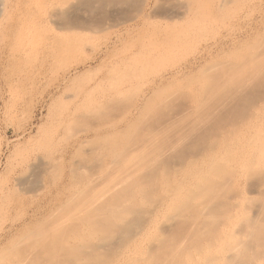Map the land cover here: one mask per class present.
<instances>
[{"label":"rangeland","instance_id":"1","mask_svg":"<svg viewBox=\"0 0 264 264\" xmlns=\"http://www.w3.org/2000/svg\"><path fill=\"white\" fill-rule=\"evenodd\" d=\"M263 63L264 0H0V264L204 262L193 248L236 190L264 184L242 176L264 134ZM173 202L187 211L167 226ZM262 213L233 264H254Z\"/></svg>","mask_w":264,"mask_h":264},{"label":"bare ground","instance_id":"2","mask_svg":"<svg viewBox=\"0 0 264 264\" xmlns=\"http://www.w3.org/2000/svg\"><path fill=\"white\" fill-rule=\"evenodd\" d=\"M184 5V4H183ZM181 6V5H180ZM179 6V7H180ZM190 6V5H189ZM172 9V8H171ZM184 10H185V8H184ZM169 15H170V13H169ZM179 15V14H178ZM182 15H184L183 13H182ZM166 16H168V15H166ZM180 17V16H179ZM172 18V17H171ZM158 48V47H157ZM156 48V49H157ZM262 59V58H261ZM260 59V60H261ZM264 64V63H263ZM155 82V81H154ZM157 83V82H156ZM156 83H153V88H155L156 87ZM78 87V86H77ZM80 87V86H79ZM78 87V88H79ZM94 87V86H93ZM92 87V88H93ZM92 88H91V91H92ZM80 90V89H79ZM82 91V90H81ZM78 92V91H77ZM154 93V92H153ZM70 95V94H69ZM68 96V95H67ZM76 96V95H75ZM75 96H74V98H75ZM143 96V95H142ZM78 97V96H77ZM150 97V96H149ZM148 97V98H149ZM144 98V97H143ZM65 100V99H64ZM148 100V99H147ZM151 101V100H150ZM114 102V101H113ZM118 102V101H117ZM145 102V101H144ZM70 103V102H69ZM115 103V102H114ZM147 103V102H146ZM64 105V104H63ZM147 106H148V104H146ZM261 106H263V104L261 105ZM63 107V106H62ZM257 107H260V105H258ZM264 107V106H263ZM66 108V107H65ZM100 108H102V107H100ZM260 109V108H259ZM261 109H263V108H261ZM60 110V109H59ZM63 110H64V108H63ZM62 110V111H63ZM263 112H262V114L264 113V110H262ZM63 112H61L60 114H62ZM59 114V113H58ZM52 115V114H51ZM247 115V114H246ZM245 115V116H246ZM259 115H261V114H259ZM77 116V115H76ZM254 118V117H253ZM255 119V118H254ZM250 120V121H252V122H254L255 121V123H257L256 122V120ZM257 119V118H256ZM75 120V119H74ZM250 124H251V122H249ZM249 123H248V125H249ZM261 123V121L259 122V124ZM247 124H246V128H247V126H248ZM257 124H254V123H252V125L250 126V128H253V127H255ZM261 127V126H260ZM230 129V128H229ZM249 129V128H248ZM249 131V130H248ZM255 131V130H254ZM262 132V131H261ZM258 135H259V133H258ZM242 136V135H241ZM259 139H260V142H259V145H258V147H257V150L255 151V156H254V158L252 157V160L251 161H249L248 163H247V166H244V168H243V171H242V173H243V179H244V175L246 176V178L245 179H247V178H249V176H251L252 174H254V173H256V175H258V173L257 172H259V173H264V134H262L260 137H259ZM255 142V141H254ZM250 143V142H249ZM253 147V146H252ZM252 147H250L251 149H253ZM254 150V149H253ZM253 150H251V151H253ZM250 152V151H249ZM228 154H231V153H228ZM239 154V153H238ZM248 153H246V155H247ZM250 154H253V153H250ZM214 155H215V153H214ZM216 157H218V155L216 156ZM213 159H216V158H213ZM231 159V158H230ZM234 159H236V158H234ZM248 159L250 160L251 158H248V156H247V160L246 161H248ZM21 160V159H20ZM236 160H238V159H236ZM213 161H215V160H213ZM217 161V160H216ZM230 162H231V160H230ZM213 164H211V165H214V162H212ZM215 164H217L218 165V162H215ZM222 164V163H221ZM221 164H219V166L220 167H218V166H216V165H214V166H212V169H214L213 170V173L214 174H219V171L222 173L223 172V175H224V173H225V170L224 169H226L225 167L223 168V166L221 165ZM234 165V164H233ZM243 165V164H242ZM226 166V165H225ZM229 166H231V165H229ZM207 167V166H206ZM210 167V166H209ZM240 167V166H239ZM205 168V167H204ZM241 168V167H240ZM215 169H218V170H215ZM223 169V170H222ZM238 169V168H237ZM237 169H236V172L235 173H237ZM202 169L200 168V171H198V169H197V171L198 172H202L201 171ZM204 170H207V169H204ZM222 170V171H221ZM227 170H229V169H227ZM226 170V171H227ZM231 170V169H230ZM233 170V169H232ZM231 170V175H232V173H233V171ZM234 171H235V169H234ZM197 172V173H198ZM203 172H205L206 173V171H203ZM202 172V173H203ZM215 172H217V173H215ZM228 172V171H227ZM196 173V175H199V174H197ZM210 173H211V171H210ZM230 174H227L226 173V175H230ZM240 174V173H239ZM193 175V174H192ZM226 175H224L223 177L227 180V178H231L232 180L234 179V176L236 175H230V176H226ZM241 175V174H240ZM202 176V175H201ZM204 176V179H205V177H206V175H203ZM219 176V177H218ZM226 176V177H225ZM215 177H217L216 179H218V180H216V181H223L224 180V178H222L221 177V175L219 174V175H217V176H215ZM236 177V176H235ZM238 177V176H237ZM198 178V177H197ZM259 178V177H258ZM263 178H264V175H263ZM206 179H207V181H210L207 177H206ZM230 179V182L232 181ZM199 180H200V178H199ZM198 180V181H199ZM225 180V181H226ZM260 180V179H259ZM206 181V180H205ZM227 181H229V180H227ZM234 181V180H233ZM235 181H236V179H235ZM238 181H240V180H238ZM258 181V180H257ZM212 182H214V180L212 179L211 180V183ZM211 183H210V185H211ZM220 183H222V182H220ZM220 183H218V185L217 184H215V186H219V184ZM238 183V182H237ZM236 183V184H237ZM254 183V182H253ZM263 183V182H262ZM214 184V183H213ZM256 184H257V182H256ZM231 185V184H230ZM237 185H239V184H237ZM262 185V187L260 188V190H254V191H252V192H250V190H249V194L247 193H245V191L243 190V192L242 191H237L236 190V195H234V196H232L231 197V199L233 200V206L234 207H236L237 209H241L240 207H243L242 205H240L241 203L243 204V202L245 201H243V199L244 198H246L248 195L250 196V194L251 193H253L254 195L256 194V196L258 195V194H260V195H262V196H260V197H263L264 196V184H261ZM196 186L198 187V185L196 184ZM250 186V185H249ZM248 186V187H249ZM194 187V186H193ZM205 187V189H207V187L206 186H204ZM204 187H202L201 186V188H203L204 189ZM223 187H224V185H223ZM244 187V186H243ZM189 188H191V187H188V189ZM200 188V187H199ZM215 188V187H214ZM240 188H241V186H240ZM224 189V188H223ZM246 189H247V187H246ZM185 190H187V189H185ZM217 190V189H216ZM238 190H240V189H238ZM210 193H213L212 192V189H210ZM228 191V190H227ZM234 191V190H233ZM248 191V190H247ZM187 192H188V190H187ZM189 192H191L192 193V196H193V191H191V189L189 190ZM217 192H219V191H217ZM184 193H186V191L184 192ZM184 193H182L183 195H184ZM190 194V193H189ZM189 194H186V196L185 197H187V195L189 196ZM195 194L196 195H194L195 197L198 195L199 197H200V199L199 198H197V200H199L198 202H199V204L201 205V207H205L206 205H208V201H209V199H207V202H206V198H207V192H206V190H199L198 191V193L197 192H195ZM215 194V193H214ZM252 194V195H253ZM181 195V194H180ZM180 195H178L176 198H178ZM210 195H212V194H210ZM251 195V196H252ZM191 196V195H190ZM248 196V197H249ZM256 196H254V197H256ZM194 197V198H195ZM253 197V196H252ZM175 198V199H176ZM202 198H203V200H202ZM208 198H209V194H208ZM251 197H249V199H250ZM186 199V198H185ZM184 199V200H185ZM191 199H193V198H191ZM217 199V198H216ZM215 199V200H216ZM248 198H246V200H247ZM255 199H258V198H255ZM261 199V198H260ZM188 200V199H187ZM202 200V201H201ZM205 200V201H204ZM213 200V199H212ZM252 200H253V198H251L250 200H247V206L244 204V207L242 208V209H244V208H246V209H244L243 211H242V213L243 214H241V212L239 211V213L241 214V216H236V217H234V212H235V210H237V209H235L230 215H231V217H229V219H227L228 221L226 222V220H224L226 223L224 224V226L221 228L220 226V228H221V230H220V232L216 235V236H214V238H211V239H213V241H207L206 239H203V240H205L204 242H202L201 244H197V246L196 247H194L193 249H194V253L196 252L197 254H199L200 255V257L202 256L203 257V259H205L204 260V262H202L201 264H233V260L235 259L234 257H239L240 256V254H244L245 252H247L248 253V250H250L251 248H248L250 245H249V243H250V241L252 240L251 239V237H250V239H249V237H248V235L249 234H251V235H253L254 233H255V231L258 229V228H256L255 229V227H256V224H255V226H254V223H256V219H254V217H256V218H258V217H261L262 218V216H260L259 214L260 213H262V210L264 209V206H262L263 204H264V202L262 203L261 202V200H260V202H261V206L259 205V204H257V207H258V205L261 207V208H258L257 209V207H255L257 210H255L254 211V209H253V207L251 208V209H249L250 207H249V205H250V203L252 202ZM178 201H179V199H178ZM243 201V202H242ZM254 201V200H253ZM175 202H177V200H175ZM190 201L188 200L187 202H183V204L184 203H189ZM197 202V201H196ZM230 202V201H229ZM255 203H256V201H254ZM253 202V203H254ZM259 202V203H260ZM181 203V202H180ZM222 203V202H221ZM228 203V202H227ZM245 203H246V201H245ZM254 203V204H255ZM174 204V205H173ZM173 206L171 207V209H172V211H171V213L169 212L167 215H165V217H164V219H163V221H161V222H163L162 224H166L167 226L169 225V223H170V221L169 220H172V218L177 214V216L178 215H181V213L183 214V213H185V211H187V210H185L183 207H181V208H183V209H180V206L182 205V203H181V205H179V203L177 204V203H174L173 202ZM186 204H184L183 206H185V208H189V207H186V206H188V205H186ZM204 204H206L205 206H204ZM215 204V203H214ZM254 204H253V206H254ZM197 205V204H196ZM209 205H210V203H209ZM222 205V204H221ZM227 205V204H226ZM225 205V206H226ZM229 205V204H228ZM252 205V204H251ZM198 206V205H197ZM214 206H216V204L214 205ZM232 206V205H231ZM207 207V206H206ZM211 207H212V205H211ZM220 207V206H219ZM174 208V209H173ZM192 208V207H191ZM208 208V207H207ZM231 207H229V209H230ZM263 208V209H262ZM204 209V208H203ZM206 209V208H205ZM210 209V208H209ZM234 209V208H233ZM253 209V211L252 212H254V213H252L250 210H252ZM174 210V211H173ZM180 210H184V211H180ZM189 210V209H188ZM200 210H202V209H200ZM208 210V209H207ZM224 210V209H223ZM228 210V209H227ZM162 211V210H161ZM168 211V210H167ZM192 211V210H191ZM176 212V214L171 218V216L174 214ZM177 212H179L180 214H178ZM203 212H204V210H203ZM237 212V211H236ZM264 212V211H263ZM165 213V212H164ZM190 213V212H189ZM202 213V212H201ZM238 213V214H239ZM140 214V213H139ZM199 214H200V212H199ZM203 214H206V213H203ZM264 213H262L261 215H263ZM160 216L162 215V214H159ZM185 215V214H184ZM184 215H182V216H184ZM208 215H210V217H212L213 216V218H215V216H214V214H208ZM207 214L206 215H203V216H205L206 218H207V216H208ZM212 215V216H211ZM259 215V216H258ZM101 216V215H100ZM137 216L138 217H140V216H142L141 214H140V216L137 214ZM163 216V215H162ZM161 216V217H162ZM194 216V215H193ZM196 216V215H195ZM198 216V215H197ZM196 216V217H197ZM219 216H221V214L219 215ZM227 216V215H226ZM90 217V216H89ZM186 216H184V218H185ZM190 217V216H189ZM209 217V219H210V221L212 222V223H214L213 221H212V219ZM223 217V216H222ZM239 217V218H238ZM91 218H93V217H90V219ZM132 218V217H131ZM154 218V217H153ZM171 218V219H170ZM194 218V217H193ZM198 218V217H197ZM200 218V217H199ZM235 218H236V220H235ZM145 219V218H144ZM155 219V218H154ZM158 219V218H157ZM176 219V218H175ZM218 219L220 220L221 218H219L218 217ZM145 220H147V219H145ZM152 220V219H151ZM160 220H161V218H160ZM159 220V221H160ZM177 220V219H176ZM181 220V219H180ZM214 220V219H213ZM217 219H215L214 221H216ZM133 221V220H132ZM142 220H140V222H141ZM154 221V220H153ZM190 221V220H189ZM204 221V220H203ZM238 221V226L236 225V222ZM252 221V222H251ZM140 222H138V224L140 223ZM150 222V221H149ZM250 222V223H249ZM261 222V224H259ZM263 221H261V220H259V221H257V223L261 226V229L259 230V231H261L262 230V225H263V223H262ZM130 223H132V222H130ZM137 223V222H136ZM152 223V222H151ZM151 223H149V224H151ZM159 223V222H158ZM189 223H192V222H189ZM206 223V222H205ZM224 223V222H223ZM242 223L243 225H242V227H239V226H241L240 224ZM250 225H249V224ZM155 224V227H156V225H157V223L155 222V223H153L152 225H154ZM160 224V225H159ZM158 225L160 226V227H162L161 225V223H159ZM185 224H187V222L185 223ZM215 224V223H214ZM174 225V224H173ZM206 225L207 224H205V227H206ZM210 225V224H209ZM213 225V224H212ZM216 225V227L218 226L217 224H215ZM244 225H246L245 227H244ZM131 226H133V225H131ZM192 226V225H191ZM208 226V225H207ZM141 227V230H143V232H142V234H140V236H139V240H142L143 239V237L145 238L146 237V234H148V233H152L150 230H149V228L150 227H148V228H144V229H142V227L143 226H140ZM147 227V226H146ZM154 227V226H153ZM163 227H165V225H163ZM179 227V226H178ZM184 227H187V226H184ZM218 227V228H219ZM258 227V226H257ZM264 227V226H263ZM183 228V227H182ZM181 228V229H182ZM189 228V227H188ZM187 228V229H188ZM240 228H243L244 229V231H245V228H246V231L244 232V231H241V230H239ZM171 229H173L174 230V227L173 228H171ZM171 229H168V231L169 230H171ZM242 229V230H243ZM264 229V228H263ZM126 230V229H125ZM176 230H178V229H176ZM175 230V231H176ZM183 230V229H182ZM181 230V231H182ZM128 231V230H127ZM149 231V232H148ZM166 231V230H165ZM174 231V232H175ZM202 231V230H201ZM213 231V230H212ZM110 232V231H109ZM184 232V231H183ZM208 232V231H207ZM257 232V231H256ZM263 232H264V230H263ZM104 233V232H103ZM161 233V232H160ZM179 233H181V232H179ZM199 233H200V230H199ZM198 233V234H199ZM203 233V232H202ZM212 233V232H211ZM243 233H245V234H243ZM258 233V232H257ZM105 234H108V233H105ZM162 234V233H161ZM171 234V233H170ZM169 234V235H170ZM182 234V233H181ZM197 234V235H198ZM261 234H263V233H260V234H257V235H261ZM152 236H154V234L152 233L151 234ZM173 236L175 235V233L174 234H172ZM195 235V234H194ZM203 235H205L204 233H203ZM110 236H111V238L113 239L114 237H112V236H115V234H113L112 235V233H110V234H108V236L106 235V237L105 238H107V237H109V239H106V240H111L110 239ZM152 236H151V240L154 238H152ZM160 236V235H159ZM164 235H161L160 237H162L163 239H164V237H163ZM182 235H180V237H181ZM212 236V235H211ZM102 237H104V236H102ZM155 237H158V236H155ZM175 237H177V236H175ZM184 237H186V236H184ZM248 237V238H247ZM263 236L261 235V237L260 238H262ZM209 238V237H208ZM253 238V237H252ZM118 239V238H117ZM137 240V238H134L133 240ZM159 239V237L156 239V240H158ZM174 239V238H173ZM177 239V238H176ZM175 239V240H176ZM200 239V238H199ZM247 239H249L248 240V242H247ZM263 240H262V242H258L260 245H258V246H260V247H263L262 249H257V251L256 252H258V253H255L254 252V256L253 255H251V254H246V256H244V258L245 257H248V258H250V257H252V260H253V262H254V264H264V253H262V252H264L263 251V249H264V238H262ZM54 240V239H53ZM103 240V239H102ZM155 240V239H154ZM153 240V241H154ZM156 240H155V242H156ZM165 240H167V239H165ZM185 240V239H184ZM183 239H182V241H184ZM119 241V240H118ZM117 241V242H118ZM120 241H122V239L120 240ZM130 241H132V240H130ZM129 241V242H130ZM152 241V242H153ZM161 241V240H160ZM162 241H164V240H162ZM168 241V240H167ZM171 241V240H170ZM170 241H169V243H170ZM178 241V240H177ZM256 241V240H255ZM103 242V241H102ZM104 242H107V241H104ZM134 242H137V241H134ZM181 241H179V243H180ZM252 242V241H251ZM254 242V241H253ZM121 243V242H120ZM165 244L167 243V242H164ZM168 243V244H169ZM175 243H176V241H175ZM185 243H188V242H185ZM191 243V242H190ZM248 243V247H247V249H246V244ZM257 243V244H258ZM130 244V243H129ZM132 244V243H131ZM130 244V245H131ZM167 244V245H168ZM196 244V243H195ZM253 244V243H252ZM134 245V244H133ZM192 245V244H191ZM163 246V245H162ZM177 246V248H179V245H178V242H177V244H175V247ZM180 246H182V245H180ZM190 246V245H189ZM194 246V245H193ZM192 246V247H193ZM153 247V246H152ZM164 247H166V246H164ZM259 247V248H260ZM99 248V247H98ZM157 248V247H156ZM213 248H216V249H218V252L216 253V254H214V253H212V251H213ZM164 249V248H163ZM166 249V248H165ZM153 250V249H152ZM158 250V249H157ZM181 250H182V248H181ZM180 250V251H181ZM246 250V251H245ZM259 250V251H258ZM185 251V250H184ZM255 251V250H254ZM130 252V251H129ZM155 252V251H154ZM176 252V251H175ZM174 252V253H175ZM251 253V252H250ZM152 253H150V255H151ZM197 254H195V255H197ZM161 255H162V252H161ZM183 255V254H182ZM190 255V253L188 254V256ZM239 255V256H238ZM152 256V255H151ZM151 256H149V258H148V260L149 261H151L153 258L151 257ZM192 255H190L189 257H191ZM150 257H151V260H150ZM161 257V256H160ZM193 257V256H192ZM86 258H88V257H86ZM162 258V257H161ZM241 258V257H240ZM140 259V258H139ZM142 259V258H141ZM143 259H146V258H143ZM159 259V258H158ZM135 260V259H134ZM166 260V259H165ZM192 260V259H191ZM248 260V259H247ZM233 261V262H232ZM242 261V260H241ZM240 261V262H241ZM251 261V260H250ZM250 261H248V262H250ZM179 262V261H178ZM191 262H196V261H194V260H192ZM235 262H237V261H235ZM151 263V262H150ZM180 263V262H179ZM199 263H200V261H199ZM247 263V262H246ZM134 264V263H133ZM148 264V263H147ZM163 264V263H162ZM173 264V263H172ZM243 264V263H242Z\"/></svg>","mask_w":264,"mask_h":264}]
</instances>
